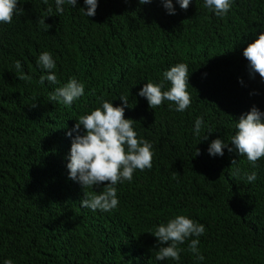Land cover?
Wrapping results in <instances>:
<instances>
[{"label": "trees", "instance_id": "1", "mask_svg": "<svg viewBox=\"0 0 264 264\" xmlns=\"http://www.w3.org/2000/svg\"><path fill=\"white\" fill-rule=\"evenodd\" d=\"M204 3L190 0L183 10L173 0L170 15L161 0H97L87 17L84 0L65 4L63 15L55 0H18L23 13L0 23V264H264V158L253 167L231 143L242 114L253 106L264 112V80L243 56L264 32V0H232L223 18ZM43 52L56 63L58 85L39 82L47 75L37 64ZM16 61L30 81L19 80ZM178 63L188 66L190 107L150 108L140 89L152 82L169 90L163 73ZM70 78L85 94L71 106L49 101ZM121 96L137 138L152 145V168L116 185L112 212H93L81 207L84 191L107 182L83 189L69 178L76 133H68L103 100L122 106ZM217 138L227 145L223 156L208 152ZM253 171L250 183L244 174ZM177 215L205 226L203 261L188 250L194 236L179 245V261L156 260L160 244L150 231Z\"/></svg>", "mask_w": 264, "mask_h": 264}, {"label": "clouds", "instance_id": "2", "mask_svg": "<svg viewBox=\"0 0 264 264\" xmlns=\"http://www.w3.org/2000/svg\"><path fill=\"white\" fill-rule=\"evenodd\" d=\"M45 4L48 0H43ZM127 2V0H126ZM167 13L175 15L176 9L173 6V0H161ZM180 8L187 10L190 0H176ZM87 10L84 14L87 17L95 16L97 9V0H84ZM140 4L151 3V0H139ZM18 0H0V23L11 24L14 14L23 13V8L17 7ZM76 7L77 0H55L56 13L63 15L64 5ZM232 0H205L204 7L214 11L215 15L223 18L229 11ZM49 15H52V8H48ZM40 23L45 24L44 19ZM45 31L51 25L46 24ZM243 56L249 62L250 73H258L264 80V32L250 42L243 50ZM37 64L46 70L47 75L40 76V84L47 81L49 84L58 85L59 81L53 69L56 63L49 52H43L37 59ZM21 62L16 61L15 68L20 72L19 80L30 81L31 77L21 72ZM164 80L169 81L171 87L163 91V83L155 84L147 82L140 89L138 95L145 97L149 107L156 109L164 101L172 102L176 105V111L184 112L191 105V96L187 91L189 85V70L185 63H178L163 73ZM85 94V86L75 78H70L67 83L56 87L50 94L49 101H58L66 106H71ZM123 105L114 106L112 102L102 101V106L91 111L90 114L82 115L77 120L72 132L76 135L72 139L70 148V158L67 164L69 169V178L80 183L83 189L92 188L94 185H100L107 182L100 192L93 191L88 193L84 191V198L80 201L82 208H87L93 212H112L117 208L119 200L117 197V187L124 181L131 182L135 170L144 171L152 168V145L147 140L137 138V133L133 128V119H126L124 116L125 107L129 105V99L126 96L119 97ZM35 107V104L32 105ZM204 124L203 118H197L195 121V132L200 134L201 127ZM83 126V134L81 133ZM235 135L231 138L232 145L241 156H246L248 162L257 166V161L264 158V112L253 106L246 114H242L236 124ZM208 132H212L209 130ZM203 139H207L204 135ZM227 147L224 140L217 138L211 141L208 152L210 155L223 156L224 148ZM233 149L228 148L231 152ZM199 154V149L195 155ZM236 160L232 161L235 164ZM232 175L239 178L240 169L233 170ZM244 178L248 182H254L257 179V173H245ZM160 244L156 254V260L164 261L172 259L180 260V253L183 249L179 245L186 239H191L188 250L197 260L203 261L205 257L201 254L198 245L199 237L205 234V226L195 222L185 215H177L170 219L166 224H160L154 231H150ZM167 246H164V245ZM4 264H13L11 259L4 261Z\"/></svg>", "mask_w": 264, "mask_h": 264}]
</instances>
